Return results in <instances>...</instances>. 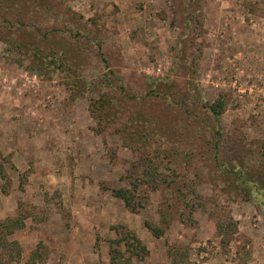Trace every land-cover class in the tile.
<instances>
[{"label": "rangeland", "instance_id": "1", "mask_svg": "<svg viewBox=\"0 0 264 264\" xmlns=\"http://www.w3.org/2000/svg\"><path fill=\"white\" fill-rule=\"evenodd\" d=\"M35 1L0 0V264H264V0Z\"/></svg>", "mask_w": 264, "mask_h": 264}, {"label": "trees", "instance_id": "2", "mask_svg": "<svg viewBox=\"0 0 264 264\" xmlns=\"http://www.w3.org/2000/svg\"><path fill=\"white\" fill-rule=\"evenodd\" d=\"M31 2L32 6H35L37 4V1L35 0H11V2H16V5H18V9L23 6V4H28ZM197 0H189V2ZM24 2V3H23ZM26 2V3H25ZM9 6V5H8ZM11 8V6H9ZM25 9V8H24ZM39 12V10H35ZM14 11H5L0 12V18L3 16L4 22H10L9 20H15V17L13 15ZM11 14V16L8 18V16ZM17 20V19H16ZM224 104L222 101H216L214 104L207 106V109L213 113L214 116H217V114H220L224 110ZM263 176V177H262ZM240 177V176H239ZM264 178V174H249L247 175L248 180L244 181L243 183H248L251 180H261ZM115 197L122 199L125 203V205L129 208H134L133 204V197L130 190L126 189H117L113 191ZM252 193L254 194L253 197L257 200L258 203L264 204V188H253ZM21 223L19 219L13 220V221H7L2 224V227L6 229L9 233H14L16 230L20 229ZM148 230L153 234L155 237H159L161 235V230L158 227H153L152 225H147ZM113 244H116V247L111 248L110 252V263L109 264H131V261L133 257L138 256V250L140 249V252L142 253L145 251V248L142 246L141 242L133 235H130L129 233H125L120 239L115 240L112 242ZM124 248V250H120ZM139 248V249H138Z\"/></svg>", "mask_w": 264, "mask_h": 264}, {"label": "built area", "instance_id": "3", "mask_svg": "<svg viewBox=\"0 0 264 264\" xmlns=\"http://www.w3.org/2000/svg\"><path fill=\"white\" fill-rule=\"evenodd\" d=\"M156 70H157V71H156L157 73H159V72H160V69H159V68H158V69H156Z\"/></svg>", "mask_w": 264, "mask_h": 264}]
</instances>
